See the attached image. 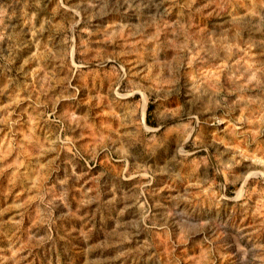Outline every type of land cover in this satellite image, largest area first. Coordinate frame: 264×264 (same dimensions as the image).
Instances as JSON below:
<instances>
[{
  "label": "rangeland",
  "instance_id": "obj_1",
  "mask_svg": "<svg viewBox=\"0 0 264 264\" xmlns=\"http://www.w3.org/2000/svg\"><path fill=\"white\" fill-rule=\"evenodd\" d=\"M0 264H264V0H0Z\"/></svg>",
  "mask_w": 264,
  "mask_h": 264
}]
</instances>
